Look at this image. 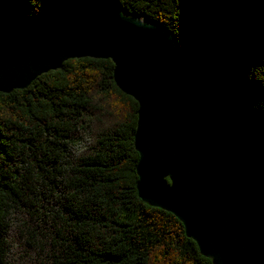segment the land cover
<instances>
[{
	"label": "trees",
	"instance_id": "16d2710c",
	"mask_svg": "<svg viewBox=\"0 0 264 264\" xmlns=\"http://www.w3.org/2000/svg\"><path fill=\"white\" fill-rule=\"evenodd\" d=\"M65 1L0 0V20L30 27ZM115 1L173 35L182 67L212 86L264 215V0ZM112 70L72 59L0 93V264H211L173 215L138 198V106Z\"/></svg>",
	"mask_w": 264,
	"mask_h": 264
},
{
	"label": "water",
	"instance_id": "95a60500",
	"mask_svg": "<svg viewBox=\"0 0 264 264\" xmlns=\"http://www.w3.org/2000/svg\"><path fill=\"white\" fill-rule=\"evenodd\" d=\"M138 18L115 0H72L30 27L0 20V93L68 60H109L138 106V198L173 215L211 264H264L258 179L234 127L212 86L180 64L177 39Z\"/></svg>",
	"mask_w": 264,
	"mask_h": 264
},
{
	"label": "bare ground",
	"instance_id": "6f19581e",
	"mask_svg": "<svg viewBox=\"0 0 264 264\" xmlns=\"http://www.w3.org/2000/svg\"><path fill=\"white\" fill-rule=\"evenodd\" d=\"M139 23H141V24H143L144 23V20L143 19H141V18H138V19H136Z\"/></svg>",
	"mask_w": 264,
	"mask_h": 264
}]
</instances>
